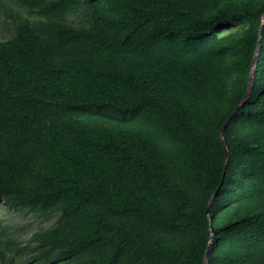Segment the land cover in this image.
<instances>
[{
	"label": "trees",
	"instance_id": "trees-1",
	"mask_svg": "<svg viewBox=\"0 0 264 264\" xmlns=\"http://www.w3.org/2000/svg\"><path fill=\"white\" fill-rule=\"evenodd\" d=\"M0 16V197L56 217L0 264H264V0Z\"/></svg>",
	"mask_w": 264,
	"mask_h": 264
},
{
	"label": "rangeland",
	"instance_id": "rangeland-1",
	"mask_svg": "<svg viewBox=\"0 0 264 264\" xmlns=\"http://www.w3.org/2000/svg\"><path fill=\"white\" fill-rule=\"evenodd\" d=\"M16 8L19 6L12 4ZM27 12L26 10H23ZM74 22H79L80 15L71 17ZM13 21L11 18H4L0 16V40L7 39L13 31ZM56 220V217L44 219L37 217L33 212L27 208L12 207L5 198L0 197V237H4V230L11 232L12 237L19 241L20 246H27L32 234L40 229L51 226ZM17 246V245H14ZM27 254L24 252L12 250L6 252L7 258L14 260L26 259Z\"/></svg>",
	"mask_w": 264,
	"mask_h": 264
},
{
	"label": "water",
	"instance_id": "water-1",
	"mask_svg": "<svg viewBox=\"0 0 264 264\" xmlns=\"http://www.w3.org/2000/svg\"><path fill=\"white\" fill-rule=\"evenodd\" d=\"M258 56V52H257V55H256V58ZM255 65H256V62H254V67H253V70H252V74H251V80L253 79L254 77V72H255ZM239 108V107H238ZM238 108L232 112V114L228 117V119L226 120L222 130H221V135H222V140H223V131H224V128L225 126L227 125V123L230 121V119L236 114ZM224 142V140H223ZM228 162H229V153H228V150H227V163H226V166H225V171H224V176H223V180H222V183L220 185V187L223 185V181H224V178H225V174H226V170H227V167H228ZM217 194V192L213 195L212 199L215 197V195ZM210 204H211V201H210ZM210 206V205H209ZM207 212H209V207L207 209ZM214 238V236H212V239ZM209 257H210V254H209V249L206 253V256H205V264L208 263V260H209Z\"/></svg>",
	"mask_w": 264,
	"mask_h": 264
}]
</instances>
